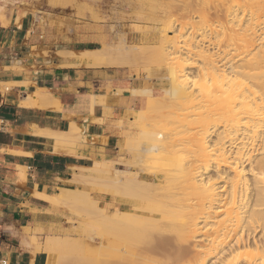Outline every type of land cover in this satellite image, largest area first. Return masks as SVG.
I'll return each mask as SVG.
<instances>
[{
	"label": "bare ground",
	"instance_id": "bare-ground-1",
	"mask_svg": "<svg viewBox=\"0 0 264 264\" xmlns=\"http://www.w3.org/2000/svg\"><path fill=\"white\" fill-rule=\"evenodd\" d=\"M163 6L155 59L166 67L169 118L145 131V115L133 112L142 140L124 147L126 165L107 166L108 214L101 220L107 226L91 240L92 250L108 258L101 264H206L217 256V264L257 258L264 264V238L255 237L264 231V0H167ZM66 58L70 67H100L97 50ZM34 98L20 103L43 101ZM104 165L81 171L98 176ZM216 182L226 188L217 192ZM72 245L57 247L77 264Z\"/></svg>",
	"mask_w": 264,
	"mask_h": 264
},
{
	"label": "crops",
	"instance_id": "crops-1",
	"mask_svg": "<svg viewBox=\"0 0 264 264\" xmlns=\"http://www.w3.org/2000/svg\"><path fill=\"white\" fill-rule=\"evenodd\" d=\"M26 1L27 16L0 21V264L47 263L36 247L57 229L60 209L45 198L74 191L81 168L112 158L118 123L142 104L132 94L142 83L124 68L70 67L67 53L99 48L89 46L82 26L72 36L58 29L74 25L50 0ZM42 92L51 99L20 103ZM71 125L81 131L79 142L54 138Z\"/></svg>",
	"mask_w": 264,
	"mask_h": 264
},
{
	"label": "rangeland",
	"instance_id": "rangeland-1",
	"mask_svg": "<svg viewBox=\"0 0 264 264\" xmlns=\"http://www.w3.org/2000/svg\"><path fill=\"white\" fill-rule=\"evenodd\" d=\"M78 1L81 3L78 4ZM37 2L39 1L34 0V3ZM165 2H167V0H50L48 3L51 8L61 9V11L57 13L66 18V22L73 23L74 26L69 24L59 26L58 29L64 30L66 35L72 36L75 27L82 26L83 34L88 40H92L89 46L93 49L99 48L97 51L100 52V67L124 68L129 72L131 77L136 78L142 83L141 91H132V94L142 99V104L135 111L140 110L143 116L145 115L143 117L146 118L145 120L147 122L144 126L145 131H150L149 124L153 122L158 123L163 121L164 118H169L168 113L170 112L168 108L170 105L168 106V104L170 103L171 96L168 92L170 87L166 79V67L161 63L157 65L159 62V37L161 36L159 32L162 28V23L165 21V16H163V5ZM0 7L2 8L0 20L4 22L10 21L12 17H16V21L19 22L21 18L28 14L26 10L28 4L26 0H0ZM50 25L54 26L53 23H50ZM152 47L154 50L156 49L155 52L152 51ZM63 54L65 53L61 51L56 53L57 56H63ZM156 54L158 55L155 56ZM155 57L156 59L158 58V62ZM157 66H159V68ZM187 71L195 73L192 68H188ZM35 96L43 101L51 99V97L44 92L36 94ZM134 118L133 111H130L128 116L118 123L120 131L116 150L112 158L104 161V168H101L102 172L100 171L98 176H96L97 174L89 176L88 173L80 171L75 190L62 191L58 197L50 201L53 207L60 209L58 218L59 224L55 230L51 227L49 236L45 238L44 245L42 247L40 245L36 247V250L42 249L46 253V264L50 262H52L50 264H73V262L75 264V261H65L62 255L64 252H61L59 247H57L59 244L63 243V241L71 244L73 243L72 246L74 247H71L69 252H73L72 255H77V257H79L78 259L75 257L77 259L76 261L81 259L76 262L77 264H95L96 262V264H101L107 262L106 260H108V258L104 254L103 256L106 258L96 255V250H92L93 247L91 243L93 242L91 240L100 239L98 236L101 235L100 233L104 231V229L106 230V224L104 225L102 222L106 223V221H104V216L108 214L107 203H109V197L107 195L110 186V178L107 173L109 172L107 166L109 162L119 160L121 163L124 162L121 164L122 166L126 165L129 157L124 147L127 145L128 148H131L139 144L142 140L140 138L141 136H139L141 135V130H138L139 124L134 121ZM170 127L175 126H168V128ZM157 129L160 131V127ZM218 130L220 131L219 128ZM164 131L165 130H161L160 132ZM80 134L81 131L74 125H71L67 133H63L55 138L65 143H76L81 140ZM209 139H211L209 140L211 142L215 140V137L211 136ZM122 151L123 153H121ZM118 154L121 155L119 156ZM246 169L247 168H245V170ZM225 172L230 176L233 175V172L229 169H225ZM212 174V172L209 173V175ZM81 175H83L84 179L80 177ZM215 187L217 192H219L224 190L226 185L221 182H216ZM95 206L101 207L100 211H98ZM104 211L107 212L106 215ZM217 219H220V216H217ZM212 222L213 221H209L210 224ZM255 235L256 239L264 238V231H257ZM88 237H90V239ZM200 239H202V234L197 235L193 243ZM88 241L91 242L89 243ZM88 244L90 245V251L92 250L91 253L89 250L88 253L87 250H84ZM49 248L51 251H49ZM72 248L74 249L73 251H71ZM94 251L95 255L93 253ZM97 256L98 258H104V260L102 261L100 258L101 262L97 261ZM217 258L218 256L211 258L206 264H217ZM255 264H262V262L257 258Z\"/></svg>",
	"mask_w": 264,
	"mask_h": 264
},
{
	"label": "built area",
	"instance_id": "built-area-1",
	"mask_svg": "<svg viewBox=\"0 0 264 264\" xmlns=\"http://www.w3.org/2000/svg\"><path fill=\"white\" fill-rule=\"evenodd\" d=\"M4 130V124L3 121L0 120V132Z\"/></svg>",
	"mask_w": 264,
	"mask_h": 264
}]
</instances>
